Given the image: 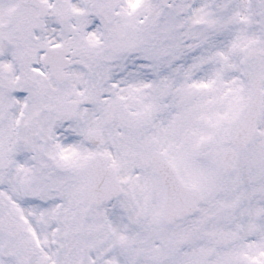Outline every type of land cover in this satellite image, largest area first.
<instances>
[{
    "label": "snow or ice",
    "instance_id": "6c2138e0",
    "mask_svg": "<svg viewBox=\"0 0 264 264\" xmlns=\"http://www.w3.org/2000/svg\"><path fill=\"white\" fill-rule=\"evenodd\" d=\"M0 264H264V0H0Z\"/></svg>",
    "mask_w": 264,
    "mask_h": 264
}]
</instances>
